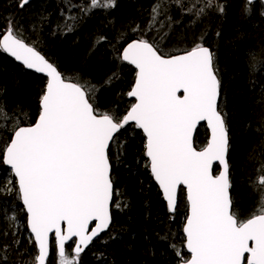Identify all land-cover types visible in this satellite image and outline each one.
I'll use <instances>...</instances> for the list:
<instances>
[{"label": "trees", "instance_id": "obj_1", "mask_svg": "<svg viewBox=\"0 0 264 264\" xmlns=\"http://www.w3.org/2000/svg\"><path fill=\"white\" fill-rule=\"evenodd\" d=\"M0 0V35L11 28L62 74L82 87L98 115L119 121L135 73L120 59L133 39L151 43L162 56L208 46L219 82L218 112L228 133L232 214L238 223L264 214V3L247 0ZM45 78L6 57L0 49V264H34L36 248L13 179L6 192L2 154L12 133L39 113ZM208 135L201 125L194 146ZM145 139L133 124L108 149L113 198L111 225L81 255L72 244L59 258L51 241L47 264H180L186 202L178 192L171 215L152 180ZM213 173H217L214 167ZM12 207L23 232L8 229Z\"/></svg>", "mask_w": 264, "mask_h": 264}, {"label": "water", "instance_id": "obj_2", "mask_svg": "<svg viewBox=\"0 0 264 264\" xmlns=\"http://www.w3.org/2000/svg\"><path fill=\"white\" fill-rule=\"evenodd\" d=\"M258 1L264 3L247 0ZM0 48L46 80L36 120L16 128L2 154L36 248L34 264H47L51 241L59 258L70 243L72 254L81 255L108 231L113 198L108 149L126 124L145 139L150 175L171 215L178 192L184 193L188 258L180 264H264V214L242 223L232 214L228 133L218 112L219 82L208 47L162 56L147 41H129L120 59L134 69L127 93L133 103L119 121L96 114L86 91L12 30ZM201 125L208 138L196 149Z\"/></svg>", "mask_w": 264, "mask_h": 264}, {"label": "rangeland", "instance_id": "obj_3", "mask_svg": "<svg viewBox=\"0 0 264 264\" xmlns=\"http://www.w3.org/2000/svg\"><path fill=\"white\" fill-rule=\"evenodd\" d=\"M12 177H13V175H12L11 171L7 169V172L4 173L3 178H2V180L5 183L4 189H6L5 191L8 193H11L13 191L12 181H13L14 177H13V179H12ZM14 181H15V179H14ZM182 193H183V191H182ZM183 197H184V193H183ZM184 200H185V198H184ZM6 211L8 213V215H7V219H8L7 221H8V225H9L8 229L12 232L13 235H19L21 232H23V227L20 224V222L17 221L13 208L9 207V208H7ZM27 237L31 238L28 231L25 235V238H27ZM70 261H71V259H67V260L61 259V260L57 261L56 264H68Z\"/></svg>", "mask_w": 264, "mask_h": 264}, {"label": "bare ground", "instance_id": "obj_4", "mask_svg": "<svg viewBox=\"0 0 264 264\" xmlns=\"http://www.w3.org/2000/svg\"><path fill=\"white\" fill-rule=\"evenodd\" d=\"M27 2V0H23V2H22V4H25ZM9 30H12L11 28H9V29H6V30H4L2 33H1V35H0V41H1V38L7 33V31H9ZM206 47H208V46H206ZM209 48V47H208ZM1 49V48H0ZM209 50H210V48H209ZM1 51H2V53L6 56V57H8L4 52H3V50L1 49ZM211 52V51H210ZM10 60H12V61H14L13 59H11L10 57H8ZM15 62V61H14ZM16 63V62H15ZM226 128V127H225Z\"/></svg>", "mask_w": 264, "mask_h": 264}]
</instances>
